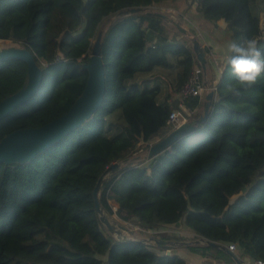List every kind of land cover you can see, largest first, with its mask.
Here are the masks:
<instances>
[{"label": "trees", "instance_id": "trees-1", "mask_svg": "<svg viewBox=\"0 0 264 264\" xmlns=\"http://www.w3.org/2000/svg\"><path fill=\"white\" fill-rule=\"evenodd\" d=\"M164 1L0 0V40L26 47L43 68L40 89L0 119V139L67 112L84 87L82 64L100 25L123 9L143 8L104 28L105 91L97 110L28 162H0V264H196L180 253L182 246L117 240L101 222L92 194L109 164L146 150L172 128L168 96L159 101V86H141L136 75L170 67L172 56L179 91L200 66L186 40L161 38L163 17L151 6ZM252 5L196 0V11L206 20L222 18L231 41L251 37L264 49V26ZM150 33L158 40L149 42ZM26 70L23 60L0 61V99L21 86ZM229 85L237 87L224 67L204 120L151 158L123 164L102 180L98 199L122 221L151 229L181 223L188 233L162 238H205L225 248L234 243L240 259L264 261V75L239 95ZM203 102L194 95L182 103L199 116ZM116 110L118 125L109 120ZM186 248L204 258L228 255L207 244Z\"/></svg>", "mask_w": 264, "mask_h": 264}, {"label": "water", "instance_id": "water-1", "mask_svg": "<svg viewBox=\"0 0 264 264\" xmlns=\"http://www.w3.org/2000/svg\"><path fill=\"white\" fill-rule=\"evenodd\" d=\"M142 10V7L126 8L115 14L114 19L131 13H137ZM155 13L159 14L161 17H167L160 12L155 11ZM173 23L178 30L185 34L188 33L187 29L182 27L178 22L173 21ZM104 28L105 26L98 29L93 40L89 60L88 62L82 64L83 68L87 71L86 81L81 93L75 98L67 112L41 126L18 128L4 135L0 139V162H4L6 164H23L28 162L37 154L62 139L69 131L80 126L97 110L102 102L105 91L104 68L100 55ZM191 40L193 43L192 49L195 57L200 63L201 68L205 69L206 57L204 50L195 36H193ZM7 59L23 60L27 65V70L21 86L14 92L7 94L0 99V119L34 95L40 89L43 79V68L38 65L34 55L26 47L10 46L1 48L0 61ZM213 96L214 90L207 91L204 96L202 113L199 116H188L180 124L170 129L163 138L151 143L146 149V158H151L152 156L162 152L176 138L187 134L189 131L194 129L195 126L199 125L208 114ZM131 159L132 158L115 161L109 164L98 177L92 191L96 212L109 234L120 241L141 242L145 244H155L162 247L172 245L186 247L191 244H207L223 248L235 264H244V262L237 257L234 251L225 248L215 241L205 238L173 240L157 237L152 234H146L145 236L135 235L133 230L120 224L114 216L104 210L98 199L99 186L102 180L114 171L120 169L123 164L130 162ZM169 252L170 250L168 249L166 253L168 254Z\"/></svg>", "mask_w": 264, "mask_h": 264}, {"label": "crops", "instance_id": "crops-1", "mask_svg": "<svg viewBox=\"0 0 264 264\" xmlns=\"http://www.w3.org/2000/svg\"><path fill=\"white\" fill-rule=\"evenodd\" d=\"M186 17L190 23L193 24L194 22L197 25L195 27H199L201 30L198 31L200 35L199 41L205 53L206 67L205 69H202V72L199 74V78L208 88L215 86V84L218 83L221 78L222 69L225 67L224 58L227 51V45L229 42H231L226 31V23L222 18L216 20H206L198 15L196 18L192 19L188 16ZM161 38L168 41H176L179 39L178 35L170 34L169 30L167 29ZM157 40L158 37L156 33L149 34V42L152 43ZM169 60L171 62L170 67H156L149 73L137 74L134 78V81L141 82V86L146 85L152 87L158 85L160 88L158 100L163 101L165 97L168 96L167 100L170 106L174 108L180 106V94L179 91H175V74L178 71V66L176 64V60L172 56H169ZM160 135L161 134L156 135L155 138L159 137ZM155 138H153V140H159ZM153 140L150 142V144L155 142ZM177 225L180 226L181 223L169 224L165 227H162L161 229H175ZM180 253L189 260H192L193 262L195 261L196 264H235L229 255H214V257L204 258L188 251L186 247H181ZM241 260L244 262V264H250L248 262L249 258Z\"/></svg>", "mask_w": 264, "mask_h": 264}, {"label": "rangeland", "instance_id": "rangeland-1", "mask_svg": "<svg viewBox=\"0 0 264 264\" xmlns=\"http://www.w3.org/2000/svg\"><path fill=\"white\" fill-rule=\"evenodd\" d=\"M151 9L156 11V12H160V13L167 16V17H163V22H164L163 24H164L165 28L167 30H169L170 34L178 35L179 39L186 40L188 42V44H190L191 46L193 44L192 40H191V38L193 36H195L199 41V38H200V35L198 33V31L200 30L199 27L198 28L195 27L197 25L194 22H193V24L190 23L186 17V16H188L189 18L192 19V18H196L197 15L200 16L198 14V12L196 11V0H173V1L169 0V1H164V2L152 4ZM251 9H252V12L254 14L259 16L260 22H261L262 26H264V0H253V5L251 6ZM111 20L112 19H106V21H104L100 25V28L106 26ZM173 21L178 22L182 27L186 28L188 33L185 34V33L181 32L180 30H178L176 28V26L174 25ZM199 43H200V41H199ZM10 46H17V45L13 44L9 40H0V49L4 48V47H10ZM201 70H202V68H201ZM213 88H215V87L212 86V87L208 88L205 85V92L203 95L205 96L206 92L209 90H215ZM214 94H215V91H214ZM204 96H203V98H204ZM116 115H120V117H121V111L116 110L113 113V116L109 117V120L114 125H118L121 123V119H119V117ZM122 120H123V118H122ZM160 138L161 137L159 136L155 139H160ZM153 141H155V140H153ZM140 145H142V144H140ZM137 152H138V150H137ZM146 152H147L146 150H143L142 152L136 153V155L134 154L131 161L142 162L144 159H146V156H145ZM241 193L242 192H239L238 194H235L232 197H230V202H232ZM112 216H114V218L120 224H122L125 227L133 230L134 234L138 235V236H145L146 234H152V235L157 236V237H160L162 235H166L169 238L178 237V236H184V237L188 236L187 231H185V229H183L182 225H180V226L177 225L175 227V229H168V230L167 229L166 230L161 229V228H153V229L142 228V227H139L138 225H136L135 223H133L131 221H122L121 219H119L116 216V214H112ZM126 233L129 234L128 232H126Z\"/></svg>", "mask_w": 264, "mask_h": 264}, {"label": "clouds", "instance_id": "clouds-1", "mask_svg": "<svg viewBox=\"0 0 264 264\" xmlns=\"http://www.w3.org/2000/svg\"><path fill=\"white\" fill-rule=\"evenodd\" d=\"M259 40L242 37L239 41H231L227 45L224 66L235 77L237 87L228 86V91L239 95L240 88H250L264 75V49Z\"/></svg>", "mask_w": 264, "mask_h": 264}, {"label": "built area", "instance_id": "built-area-1", "mask_svg": "<svg viewBox=\"0 0 264 264\" xmlns=\"http://www.w3.org/2000/svg\"><path fill=\"white\" fill-rule=\"evenodd\" d=\"M201 67H196L192 70L187 80L184 82V84L179 89L180 94V106L174 107L170 110L168 118H167V124L171 125L172 128L180 124L183 120H185L188 116L193 115V111L187 110L183 106V99L188 96H199L200 98H203V94L205 92V85L202 83V81L199 78V74L201 73ZM215 87V86H214ZM213 89H216L213 88ZM215 91V90H214ZM171 128V129H172ZM116 207H113V210H115ZM227 248L231 251L235 250L236 246L234 243H229ZM248 262L250 264H264V261L249 257Z\"/></svg>", "mask_w": 264, "mask_h": 264}]
</instances>
